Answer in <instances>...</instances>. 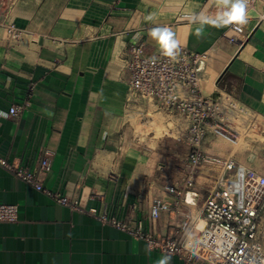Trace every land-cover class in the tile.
Here are the masks:
<instances>
[{"label": "crops", "instance_id": "crops-1", "mask_svg": "<svg viewBox=\"0 0 264 264\" xmlns=\"http://www.w3.org/2000/svg\"><path fill=\"white\" fill-rule=\"evenodd\" d=\"M221 10L218 0H0V19L26 32L10 42L0 26V157L34 170L50 152L45 186L85 208L107 206L131 224L143 220L158 236L172 235L185 214L202 229L205 191L224 174L214 159H233L264 174V20L249 19V40L238 49L223 38L228 26L206 25L198 38L199 25L180 18L201 12L215 17ZM263 12L264 0H258L255 14ZM155 27L170 28L179 46L207 53L204 90L226 94L243 109L235 123L243 131L240 143L207 136L204 150L213 159L195 177L196 205L184 203L178 213L163 212L158 219L150 215L151 203L172 201L166 187L184 186L189 145L186 121L177 138L182 143L135 130L137 116L166 112L127 100L128 46L145 42L146 54L155 55L159 48L149 35ZM26 101L20 116L10 115L13 105ZM0 202L19 208L17 222L0 223V264H157L163 257L168 264H187L55 203L3 167Z\"/></svg>", "mask_w": 264, "mask_h": 264}, {"label": "built area", "instance_id": "built-area-1", "mask_svg": "<svg viewBox=\"0 0 264 264\" xmlns=\"http://www.w3.org/2000/svg\"><path fill=\"white\" fill-rule=\"evenodd\" d=\"M258 0H250L249 19L255 14ZM191 14L180 18L190 19ZM0 26L10 42L24 39L25 30L15 22L0 19ZM244 25L230 24L223 38L242 49L249 40ZM145 42L130 43L125 58L129 84L128 102L153 104L170 114L181 116L187 123L186 140L189 152L184 162L186 176L181 189L167 186L172 201L155 198L150 215L158 219L163 212L178 213L181 206L196 205L197 193L192 191L195 177L212 157L204 150L209 133L233 145L240 143L243 131L235 127L243 109L226 94L214 96L204 90V73L209 58L207 53L193 52L179 46L175 59L161 54H146ZM155 58V59H153ZM34 92L35 84L29 87ZM30 94V93H29ZM28 101L13 105L9 113L18 117L27 108ZM52 154L45 152L34 170L22 168L0 157V167L33 187L55 203L72 211L95 217L101 224L109 225L138 240H144L152 250L177 256L187 264H264V174L238 165L233 159L224 162L214 159L224 171L218 184L204 198L200 215L204 220L198 229L191 214L169 236H158L147 231L145 222L131 224L111 215L107 206L101 210L85 208L79 200L45 186L44 175L51 169ZM19 208L15 204L0 202V223H15ZM194 229L197 232L194 233Z\"/></svg>", "mask_w": 264, "mask_h": 264}, {"label": "clouds", "instance_id": "clouds-1", "mask_svg": "<svg viewBox=\"0 0 264 264\" xmlns=\"http://www.w3.org/2000/svg\"><path fill=\"white\" fill-rule=\"evenodd\" d=\"M218 5L222 10L215 17L205 15L203 12L194 14L190 17L193 23L199 27L195 29V35L200 38L204 35L205 26L215 28L226 27L230 24L245 25L249 21L250 0H218ZM152 20L153 16H149ZM140 33L133 37V42L140 39ZM151 38L156 44L162 55L170 59H175L179 53V42L175 39L173 31L168 27H155L149 32ZM155 59V58H153ZM169 257H163L157 264H168Z\"/></svg>", "mask_w": 264, "mask_h": 264}, {"label": "rangeland", "instance_id": "rangeland-1", "mask_svg": "<svg viewBox=\"0 0 264 264\" xmlns=\"http://www.w3.org/2000/svg\"><path fill=\"white\" fill-rule=\"evenodd\" d=\"M137 122L140 125L139 128L135 127L137 134L155 135L156 137L164 136L182 143L177 138L185 130V120L178 115L149 110L147 116H137ZM167 130L169 131L167 132ZM213 186L216 185L212 182L211 187ZM211 187L206 185V188L211 189ZM205 192L208 194V191Z\"/></svg>", "mask_w": 264, "mask_h": 264}, {"label": "bare ground", "instance_id": "bare-ground-1", "mask_svg": "<svg viewBox=\"0 0 264 264\" xmlns=\"http://www.w3.org/2000/svg\"><path fill=\"white\" fill-rule=\"evenodd\" d=\"M200 224V223H199ZM199 226V225H198ZM199 229V228H198ZM200 230V229H199Z\"/></svg>", "mask_w": 264, "mask_h": 264}]
</instances>
